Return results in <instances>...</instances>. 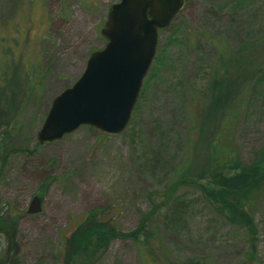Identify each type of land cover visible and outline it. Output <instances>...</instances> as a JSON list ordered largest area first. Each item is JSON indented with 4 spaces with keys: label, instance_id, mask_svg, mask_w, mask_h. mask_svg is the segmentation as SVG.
Returning a JSON list of instances; mask_svg holds the SVG:
<instances>
[{
    "label": "rangeland",
    "instance_id": "rangeland-1",
    "mask_svg": "<svg viewBox=\"0 0 264 264\" xmlns=\"http://www.w3.org/2000/svg\"><path fill=\"white\" fill-rule=\"evenodd\" d=\"M117 1L0 0V264H264V0H187L123 132L82 125L39 142ZM217 44L235 52L221 72L246 93L223 132L240 168H209L211 110L180 172ZM36 193L44 208L31 214Z\"/></svg>",
    "mask_w": 264,
    "mask_h": 264
},
{
    "label": "water",
    "instance_id": "water-1",
    "mask_svg": "<svg viewBox=\"0 0 264 264\" xmlns=\"http://www.w3.org/2000/svg\"><path fill=\"white\" fill-rule=\"evenodd\" d=\"M186 0H119L101 29L106 44L93 51L80 77L56 95L38 130L40 143L54 142L82 125L108 134L128 126L157 55L161 29L170 26ZM44 194L27 211L40 213Z\"/></svg>",
    "mask_w": 264,
    "mask_h": 264
},
{
    "label": "trees",
    "instance_id": "trees-1",
    "mask_svg": "<svg viewBox=\"0 0 264 264\" xmlns=\"http://www.w3.org/2000/svg\"><path fill=\"white\" fill-rule=\"evenodd\" d=\"M182 10L177 14L174 20L178 17ZM217 46L221 49V52L220 57H218L212 65L213 71L211 79L205 89L199 91L198 94H194L193 96V106L196 111H194V108L192 107L193 111L190 113V132L187 137L188 152L186 151L185 155H183L181 161L182 163L179 167L180 172H183L184 169L191 167L190 158L197 142L199 141V135L195 134H200L202 128L201 124L205 118V114L207 115L211 110H219L221 115L216 122L215 128L212 129L214 131L213 136L210 137L209 141L207 164L210 169L220 166L223 163H231L234 167L240 168V156L233 151L231 145L223 142V132L226 129L231 128L238 120L239 114L247 101L246 93L236 91L234 84L228 78L230 74L229 72L226 71L225 74H222L221 72L222 69L225 70L227 68L229 62L232 60V53L235 52L228 49L226 44H217ZM228 80L230 82H228ZM141 93L142 90L140 95ZM136 107L137 106H135V108ZM259 156L260 158H264V147L261 149Z\"/></svg>",
    "mask_w": 264,
    "mask_h": 264
}]
</instances>
